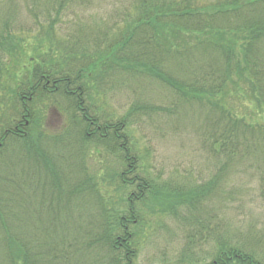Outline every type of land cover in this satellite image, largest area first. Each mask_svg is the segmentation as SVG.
<instances>
[{
    "label": "trees",
    "instance_id": "16d2710c",
    "mask_svg": "<svg viewBox=\"0 0 264 264\" xmlns=\"http://www.w3.org/2000/svg\"><path fill=\"white\" fill-rule=\"evenodd\" d=\"M97 1L100 0H28V19L36 29L37 38L47 42L48 51L30 61L31 67L10 83L11 99L0 100V160L4 162V167H0V250L5 264H19L22 256L21 264H82L84 259L86 264H133L136 248L132 227L142 223V210L149 196L155 195L158 189L136 166L139 159L132 154L134 146L130 145L127 133L130 115L121 119L96 117L95 109L90 107V111L84 106L86 103L92 106V88H102L100 79L114 74L115 67L120 65L131 73L143 71L150 77V83L159 81L172 89L178 101L175 98L172 109L158 107L157 110L183 114L190 109L192 112L196 105L197 109L201 106L207 109L202 134L207 152L219 162L217 185L242 174L257 180L264 189V124L246 123L219 103L201 104L202 96L224 97L229 94L228 86L237 87L241 83L244 88L234 94L244 97L245 102L257 104L256 109L264 113V0H127L126 8L107 12L111 19L105 28L83 25L84 20L72 23L64 20L68 16L90 17L87 12L103 8H98ZM97 15L95 12L93 16ZM71 24H76L78 36L70 35ZM111 30L114 33L110 39ZM101 31L105 32L102 37L98 36ZM234 38L241 42L238 53L234 49L238 41ZM20 41L21 37L18 39L8 21H3L0 24V78L7 58L14 55ZM97 65L100 71L94 73L97 81L93 85L88 82L89 74ZM38 99H48L56 106H61L62 100L71 102V118L78 121L81 129L74 126L77 131H66L58 139L31 140L28 129L36 118L29 105ZM6 104L10 106L7 111L3 108ZM77 113L81 120L75 118ZM56 142L65 147L73 144L76 150L84 147V151L91 144L122 164L118 181L130 188L125 212L105 211L102 197L94 192L87 175H82L72 190L63 193V174L54 171L56 166L50 163L51 154L46 149L47 144L55 146ZM6 150H14L11 151L15 154L14 160L10 163L5 161ZM83 154L80 153L79 163L73 161L77 170L84 165ZM59 160L58 169H61ZM21 163L37 171L31 177L38 183L49 180V189L55 187L52 191L57 205L68 196L79 197L86 192L92 196L98 211L87 213L85 232L77 226L82 211H74V231L65 236L53 233L54 211H45L49 214L48 221L35 229L29 213L7 207L9 191L19 189L21 183L20 180L14 183L17 175L13 167ZM5 171L13 173L9 175ZM201 192L189 198L191 210L196 211L201 205ZM39 213L35 214L36 218ZM196 216L195 222L201 227V211ZM25 227L43 234L40 238L31 235L26 239L22 231ZM252 238L232 242L219 235L216 255L208 264H264V239L259 235ZM11 244L20 248L19 256L10 250ZM93 251L99 255L92 257ZM89 255L92 260L87 261Z\"/></svg>",
    "mask_w": 264,
    "mask_h": 264
},
{
    "label": "rangeland",
    "instance_id": "374dc122",
    "mask_svg": "<svg viewBox=\"0 0 264 264\" xmlns=\"http://www.w3.org/2000/svg\"><path fill=\"white\" fill-rule=\"evenodd\" d=\"M27 3L28 0H0V24L7 20L14 32H17L18 39L19 36L21 37V41L14 50V55L7 58L6 69L0 78V100L11 99L10 83H13L26 68L31 67L33 63L30 61L48 51L46 50L47 42L37 38L34 32L36 29L30 24ZM97 5H100L98 8H103L87 12L86 14H90V17L68 16L64 20H69L71 23L84 20L83 25L91 24L96 28H105L111 19L107 12L111 13L116 9L126 8L128 3L127 0L113 2L100 0L97 1ZM95 12L99 13L98 17L93 16ZM75 25L71 24L70 35L78 36L79 34L75 32ZM112 31L114 30H111L108 35L110 39L114 33ZM102 33L105 32L101 31L98 36L102 37ZM232 35L234 34L232 33ZM233 40L238 41L234 46L238 53L241 42L236 38ZM106 44L107 42L101 46L102 49H105ZM95 59L97 62V57ZM120 66L115 67L114 74L100 79L102 88L93 87L90 91L91 105L94 107L88 103L84 106L89 110L90 107L95 109L96 117L121 119L123 116L130 115L127 121V133L130 145L134 146L132 154L139 159L136 166L141 168V173H145L158 189L155 195L149 196L142 210L144 211L142 223L132 227L135 233L134 245L136 248L133 264H208L216 255L215 245L219 235H223L225 240L230 238L232 242L235 239L251 240L252 235H259L263 240L264 189L257 180H250L242 174L234 179L231 178L223 185L221 182L217 185L219 162L211 156L209 151L207 152L202 134L203 117L205 118L207 109L202 106L197 109L196 105L192 108V112L189 108L190 110L183 114L157 110L158 107L172 109L176 98L172 89L159 81L150 83V77H147L143 71H139L140 73L137 71L139 75L137 72L131 73L130 70H123V66ZM94 68L89 74L88 81L93 85L97 81L94 78V73L100 71V66L97 65ZM233 81L238 82V79L233 78ZM243 88L244 84L241 83L237 87L228 86L229 94L224 97H221L222 95L217 97L202 96L204 98L201 100L203 101L201 104L215 105L219 103L224 105L226 110L232 113V116L234 115L238 119L243 118L246 123L264 124V113L256 109L257 104L245 102L244 97L234 94L235 91ZM176 100L178 101L177 98ZM60 105L56 106L48 99H38L29 105L35 114L34 118L37 119V121L36 119L32 121L28 129L31 140L58 139L66 131H77V127L78 130L81 129L78 126V121L71 118L73 109L71 102L62 100ZM9 107L8 104L3 106L6 111L9 110ZM151 107L156 110L151 111ZM1 109L2 105L0 104ZM75 115L76 119L81 120L80 114ZM213 119L211 118V120ZM42 135L44 137H41ZM46 147L51 154L50 163L57 168H53L54 171L63 174V193L72 190L77 182L87 175V180H92L90 184L93 185L94 192L99 193L102 197L105 211H124L130 188L123 187L118 181V174L123 170L122 164L117 163L102 149L91 144L85 147V151L82 150L83 146L81 150H76L77 147H74L73 144L65 147L64 144L57 142L55 146L49 143ZM11 151H5V161L9 163L14 160L15 155ZM80 153L83 154L84 165H80L77 170L73 161L80 162ZM55 156L61 158V169H58L60 158L53 160ZM2 163L4 162L0 160L1 168L4 167ZM139 168H137L138 172H140ZM13 170L17 175L14 183L16 184L17 180H20L21 183L19 189L9 191L10 200L7 203L9 209L29 213V220L35 229L42 227L44 221H48L49 214L45 211H54L56 217L52 226L53 233L57 232L58 235L63 233L65 236L69 235L70 231H74L72 226L74 211H82V216L79 219V224L82 226L79 224L77 226L81 227L82 232L86 231L87 213L98 211L92 196L87 194L88 192L79 197L68 196L62 200L61 205H57L53 194L55 187L49 189V180L46 183H38L31 177L37 171L28 168L23 163L14 166ZM13 172L5 171L9 175H12ZM163 189L166 192L162 191ZM197 192H201L199 199L203 200L198 209L194 211L191 210L189 198ZM166 194L169 195L168 198ZM70 211L72 212L69 216L68 212ZM198 211H201V227L195 222ZM38 212L40 213L36 218L35 214ZM22 231H24L26 239L31 235H38V231L28 227L22 228ZM42 234L43 232H39V238ZM9 235L6 232V236L9 237ZM10 250L16 254V257L22 253L16 244H11ZM98 255L99 253L95 251L91 254L92 257ZM82 256L83 254H81ZM91 256H87V261L92 260ZM21 260L24 261L23 256L19 260V264H21ZM84 261L85 259L82 264H86ZM0 264H5L1 250Z\"/></svg>",
    "mask_w": 264,
    "mask_h": 264
}]
</instances>
